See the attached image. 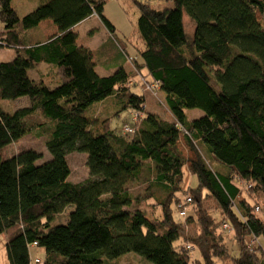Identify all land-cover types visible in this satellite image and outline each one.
Returning a JSON list of instances; mask_svg holds the SVG:
<instances>
[{
  "label": "trees",
  "instance_id": "trees-1",
  "mask_svg": "<svg viewBox=\"0 0 264 264\" xmlns=\"http://www.w3.org/2000/svg\"><path fill=\"white\" fill-rule=\"evenodd\" d=\"M107 1L41 0L21 17L13 0H0V38L17 53L0 62V104L30 100L14 111L0 105V237L10 264H31L34 243L45 264H103L129 253L153 264H264V0H167L173 7L163 10L137 3L145 49L141 61L121 55L159 85L172 120L147 111L130 86L134 73L100 75L97 50L79 45L75 27L95 15L114 38ZM185 16L195 25L191 38ZM47 20L55 29L34 39L31 29ZM41 65L58 69L60 85L33 76ZM114 98L124 105L112 116L86 113ZM192 109L204 115L188 119ZM122 110L143 114L130 138L111 129ZM36 113L47 122L36 124ZM35 127L48 134L51 160L36 150L3 155ZM73 152L88 157L82 183L69 181ZM186 169L197 187L183 188ZM135 183H144L145 196L132 193ZM145 200L160 218L149 217ZM70 206L68 222L55 225Z\"/></svg>",
  "mask_w": 264,
  "mask_h": 264
},
{
  "label": "rangeland",
  "instance_id": "rangeland-1",
  "mask_svg": "<svg viewBox=\"0 0 264 264\" xmlns=\"http://www.w3.org/2000/svg\"><path fill=\"white\" fill-rule=\"evenodd\" d=\"M36 2V3H35ZM41 0H13V7L18 11L21 17H24L34 10H36L41 4ZM149 3L155 9L163 10L165 8L173 7L172 2H168L167 0H108L104 5V16L111 22V24L115 27L114 38L105 37L108 34V29L105 26L104 22L95 17L88 23L82 25L77 29V33L79 35V45H85L89 47H93V49L97 48L96 52V70L100 75L107 76L116 72L117 70L124 67L128 70V72L134 73L135 76L133 80L130 82V86H133L135 90H139L141 94L145 96V103L147 111H152L159 115L164 120H172L173 116L167 107L165 101V94L162 90H158L156 94H152L146 90L147 84H151L144 77V73L146 70L139 69L136 67V64H132L127 62L123 56L121 55L122 49L126 50L131 56L140 59L139 51L145 49L144 42L139 39L138 33V21L140 18V10L137 6V3ZM185 29L189 37H192V34L195 30V25L190 21V19L185 16ZM49 22V23H47ZM52 25L50 21H44V24L41 27H35L31 30L34 39L42 40L46 36V32H50V30H54L55 25L49 28ZM93 33L96 34V37H93ZM110 33V32H109ZM109 35V34H108ZM122 48H121V47ZM17 57V53L15 49H0V62H9L14 60ZM136 61V60H135ZM41 65L39 68H36L32 71V74L36 78H42L46 81V83L50 87H56L60 85L61 78L58 74V69L56 67V71L49 67V69L43 70ZM6 110L14 111L12 109H18L21 107H26L30 105V100L28 98H22L16 101H3L1 104ZM124 103L122 101H118L117 99H110L104 103L98 104L95 107H90L86 113L89 116L95 118H99V120H103L105 117L112 116L113 113L121 110ZM146 111V110H145ZM35 116L38 118L35 123L38 124L39 120L47 122L39 113H36ZM95 114V115H94ZM119 116H114L111 122V129L115 130L119 135L124 136V129L131 124L133 112L129 110H122L119 112ZM188 119H197L204 115V111L200 109H192L186 112ZM40 133V134H39ZM128 136L127 134H125ZM132 136V135H131ZM131 136H128L130 138ZM48 138V134H41L40 129H33L32 133L28 134L18 142L13 143L9 147H7L3 151V155L7 157H11L18 153L27 150H36L41 153L43 156L42 161H49L52 159L51 153L47 150L46 140ZM70 168L71 175L69 177V181L72 183H82L89 177V169L87 166V154L73 152L67 157ZM198 185V179L196 176L192 175L188 169L185 170L183 188H195ZM146 186L144 183H135L133 185L132 193L135 195L142 194L146 195L145 191ZM160 195V194H158ZM154 200H145L141 204L146 211L149 217H157L160 218L161 211L158 206H154ZM75 207H68L63 215L55 221V225L58 224H66L69 220L70 213L74 211ZM152 217V218H153ZM224 238L226 239L228 246L231 249L234 257L239 256V248L238 244L234 239V234L230 232L224 231ZM4 237H0V240H4ZM3 245V244H2ZM2 247V246H1ZM3 250L5 254L6 244L3 245ZM1 254V253H0ZM196 256V254H195ZM31 264H45L48 255L47 253L40 248L32 247L31 248ZM40 260V263H36L35 260ZM8 258L4 260V264L7 263ZM10 264V263H9ZM103 264H153L150 261L146 260L142 256L129 253L125 254L116 259H108L103 258ZM219 264H232L230 261L226 263Z\"/></svg>",
  "mask_w": 264,
  "mask_h": 264
},
{
  "label": "built area",
  "instance_id": "built-area-1",
  "mask_svg": "<svg viewBox=\"0 0 264 264\" xmlns=\"http://www.w3.org/2000/svg\"><path fill=\"white\" fill-rule=\"evenodd\" d=\"M1 9V8H0ZM5 48V49H13L12 47L8 46L2 38H0V49ZM132 60V59H131ZM130 60V61H131ZM159 85L157 83H151L147 84L146 90L150 93L156 94V92L159 90ZM142 115L140 112H134L132 115V121L131 124H129L125 129L124 132L127 135H133L136 132V126L141 122ZM192 199L190 197H187L182 204L181 211H180V216H186L188 212V207L191 205ZM221 229L223 231L229 232L231 230V226L227 222H223L221 225ZM258 242L257 238H252L250 240V245H254ZM32 247H37V243H34ZM188 250H192L193 247L188 245L187 246ZM36 263H40V260H35Z\"/></svg>",
  "mask_w": 264,
  "mask_h": 264
},
{
  "label": "crops",
  "instance_id": "crops-1",
  "mask_svg": "<svg viewBox=\"0 0 264 264\" xmlns=\"http://www.w3.org/2000/svg\"><path fill=\"white\" fill-rule=\"evenodd\" d=\"M35 1V0H34ZM36 3V2H35ZM42 2H40V4H41ZM95 17H98L97 15H95V16H92V17H90V18H88V19H86L85 21H83V22H81L79 25H77V27H75V31H77V29L79 28V27H81L82 25H84V24H86V23H88L89 21H91L92 19H95ZM99 18V17H98ZM51 22V21H50ZM47 23H49V22H47ZM44 24V22H42L41 24H40V26H38V27H41L42 25ZM53 25H50L49 26V28L50 27H52ZM55 29V28H54ZM32 31H30L29 33L32 35V33H31ZM47 33L48 32H46L45 34L47 35ZM109 34V35H108ZM108 34L105 36V37H107L108 39L110 38V33H109V31H108ZM45 35V36H46ZM93 37L95 38L96 37V34H94L93 33ZM46 38V37H45ZM89 47V46H88ZM91 48V47H90ZM91 49H93V47L91 48ZM95 50H97V48L95 49ZM49 67H53V66H48V65H44L43 67H42V69L43 70H45V69H49ZM121 68H123V67H121ZM53 69H55V68H53ZM5 150V149H4ZM3 150V151H4ZM1 237H4L3 239L4 240H0V264H4V262H3V258H4V260L6 259V257L8 258V260H7V263L9 262L10 263V261H9V257H8V254H5V252H4V250H3V245L4 244H6V241H7V236L5 235V234H3ZM3 244V245H2ZM2 246V247H1ZM8 263V264H9Z\"/></svg>",
  "mask_w": 264,
  "mask_h": 264
}]
</instances>
